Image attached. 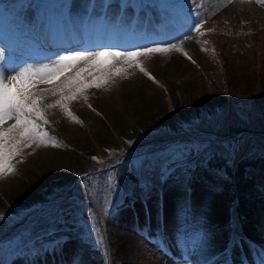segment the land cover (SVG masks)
Wrapping results in <instances>:
<instances>
[{"label":"rangeland","instance_id":"374dc122","mask_svg":"<svg viewBox=\"0 0 264 264\" xmlns=\"http://www.w3.org/2000/svg\"><path fill=\"white\" fill-rule=\"evenodd\" d=\"M22 1H28L23 6L24 11L19 3L0 0V72H7L6 83L9 85L13 83L12 77L25 66H32L33 70L39 68L35 60H43L47 64L49 56L55 59L75 51L51 47L47 42L50 40L47 39L50 30L41 32L32 26L28 18H23L26 10L32 9L29 6L44 12L49 9L54 13L70 0ZM124 1L129 2L130 11L135 14L131 20L126 17L124 24L129 21V24L138 23L143 27L142 30L132 28L131 33L128 31L126 40L129 48L111 46L122 52L147 46L144 43L149 30L144 26L150 24L149 15H137L140 10L137 4H147L149 0H113L116 8ZM151 2L155 3L159 13L154 14L153 24L158 31L150 32L156 33L157 40H163L159 31L165 32L169 24L172 27L179 25L177 29H183L178 37H189L194 42L200 64L191 69L190 79L186 80L189 81L188 85L183 82L184 79L175 82L178 87L176 84L165 85L162 80L150 79L136 67V72L143 76L147 86L151 85L159 94L161 109L157 118L150 112L146 115V122L137 124V119L130 118V111L125 116L130 118L127 123L131 128L129 132L121 134L119 127L111 120H97L91 110H88L90 118L85 116L88 118L80 120L81 116L77 115L80 105L86 107L84 103L87 101L83 98L96 106L105 98L100 94L113 85L107 72L97 69L91 74L85 73V81H91L94 76H103L106 82L101 83L100 87L84 89L75 100L65 101L79 122L71 119L56 104L61 99L57 88L68 76L75 75V69L74 73L66 72L54 84L35 83L30 90L41 97L37 107L48 121L46 124L39 120L37 122L41 125L39 130L47 135L43 141L24 138L18 154L10 160L14 171L0 175V187L1 180L9 178L19 191L13 198L0 197V264H51L58 258L61 260L56 264H84L86 259L93 264H168L175 260H181L184 264H264V248L258 245L261 243L249 239L239 224L236 225L239 240L233 242L236 207L240 203L249 206L259 200L263 201L264 209V146L262 141L255 140L257 133L242 130L246 124L241 116L244 108L240 102L250 76L254 81L251 102L258 104L264 97V31L256 36L255 32L244 30L241 35L234 34L229 37L230 41L225 42L220 35L223 34V22L217 25L213 20L207 24L208 18L198 5L193 9V6L181 7L179 0ZM262 7L264 9V5ZM119 20L118 16L115 26H118ZM72 27L69 31L75 34L77 27ZM91 28L88 27L87 34L89 40L94 41L96 36L90 32ZM134 35L141 37L136 38L139 41L134 40ZM160 43L163 45L159 46L163 47L166 44ZM102 48L104 46H93L89 51ZM147 55L142 54V57ZM76 87L73 84L71 91H75ZM63 94H70V90L65 89ZM218 115L224 128L232 124L242 131L238 136L221 139L222 146L196 137H180L168 144H161L158 149L150 145L138 147L139 143L158 132L183 135L197 121ZM33 119L37 118L33 116ZM66 119H71L67 120L70 127H67ZM15 122V116L5 118L4 123L0 124V131H6ZM105 135L108 136L107 140L104 139ZM211 135L216 137L214 133ZM15 138L21 139L18 132ZM38 148V153L44 156L39 161L36 160ZM117 155H121L117 162L106 165V161ZM61 156L68 164L65 171L59 169L61 158L58 157ZM201 180L210 185L206 184L205 190L193 193L188 202L184 200L186 207L172 210V226L164 221L160 227L155 225V221L161 219L159 206L165 210L166 203L171 202L165 198L176 195L173 204L176 205L180 200L177 195L180 193L184 198L188 183L192 186ZM33 192L36 197L28 198ZM131 197L134 206L129 205ZM123 207H126L125 216L120 215ZM207 207L212 211L223 209L229 225L224 229L216 220L210 221L211 218L205 213ZM182 209L187 210V218H178ZM39 212L45 218L36 221ZM16 222L23 223L17 225ZM26 222L34 226L43 223L46 232L36 238L33 236L28 243L22 240L18 242L16 233ZM121 222L124 225L119 224ZM52 227L56 228L57 235L72 237L62 250L57 248L55 253L47 240ZM116 229H139L140 240L147 246H139L132 255H120L113 240ZM8 231L14 234L9 235ZM234 249L235 255L232 254ZM226 250L228 253L225 256L223 252ZM88 252L90 258L86 256ZM228 257L231 260L228 261Z\"/></svg>","mask_w":264,"mask_h":264},{"label":"bare ground","instance_id":"6f19581e","mask_svg":"<svg viewBox=\"0 0 264 264\" xmlns=\"http://www.w3.org/2000/svg\"><path fill=\"white\" fill-rule=\"evenodd\" d=\"M11 1L13 2V4L19 3V6H21L20 8L22 10L25 9L23 6L27 5L28 2L25 1L24 3L22 0ZM149 1H147V4H137L140 10H138L137 7L135 8L136 12L137 10L139 11V14H137L138 16L143 13L145 14V17L146 15L147 17L149 15L150 24L147 23L144 26L145 28H147V30H149L147 31V41L144 44L147 46H159L163 45L160 43V41H162L164 44L166 43L164 47H169L170 45H173V47H169V50L166 52L147 53L148 55L144 58L141 55L137 58L138 62L142 67H144L147 72L151 73L154 76L155 80H162L165 85L169 86L176 84L175 82L177 80L180 81V79H184L185 81L183 82L187 84L189 81L186 80L190 79L191 69L196 68V66L200 64V57L196 52L195 45L193 44L194 42H192L191 38L189 37H178L183 29H177L179 25H174V27H172L169 24L168 26L170 27H167V30L165 32L162 33V31H159V33L161 32V37L163 38V40H157V37L155 35L156 33H150L155 31V29H158L153 25L155 23L154 14L158 13V11L155 3L151 2H157V0ZM179 2H181V7L185 6V8H187L188 6H193L194 9V6L198 5L200 8L199 10H203L205 17L208 18L207 24H210L213 20H216L217 25L218 23L223 22V34L220 33V35L221 37L223 36L221 40H224L225 42L230 41L229 37L233 36L234 34H236V36L241 35L244 30H248L249 33L255 32L256 36H260L258 34L264 31V9H262L264 0H179ZM115 5L116 3H114L113 0H70L69 3L67 2L62 5L63 8L54 13L49 9L44 12L39 8L35 9V7L33 8V6L28 5L32 9L26 10L23 18L25 20L26 18H28L29 22L33 24L32 26L37 28L41 32H44L45 29L50 30L48 31L49 36L47 37V39L50 40H47V42L49 41L51 47L69 51L74 49L75 51L88 52H90L89 50H91L93 46H112L118 49H123L129 46L126 40V37L129 36L128 31L130 30L131 33L132 28H134L135 30L141 28L142 30L143 26L138 23H136L135 25L129 24V21H125L124 24L123 20L126 17H130L131 20L132 15H135L130 11L131 8L129 2L124 1L120 5H118L117 8L115 7ZM130 14L131 16H129ZM118 16L120 20L118 26H115L114 22L118 19ZM104 22L107 23L103 24ZM72 26L77 27V34L70 33L69 30L70 28H73ZM89 26L92 27L90 29V32L94 34V36H96L94 41L92 39L89 40V36L87 34ZM139 35H134V40L139 41L136 39L141 38ZM101 37H103V40ZM53 57L54 56H49L47 58V64H45L43 60H35L34 63L36 65H39V67H43L45 65L50 66L58 59V57L52 59ZM83 65L84 62L81 61L78 63L77 67H83ZM116 66L121 69L119 73H116L114 69L102 70V72H107L110 75L113 85L109 90H105L104 93H99L101 96L105 97L103 98V100H101L102 102H100V105H92V103L87 98H83L85 101H87L86 103L83 102L86 107L84 108L83 104L80 105V107H78L79 112H77V115L81 116L79 118L80 120L86 118L85 116H88L90 118L91 115L88 110H91L94 114H96L98 118L97 120L104 122H106V120L104 119L111 120L112 123L119 127L118 130L122 134V132H129V128H131V126H129L127 122L131 117H134L138 120L136 121V124L143 123L146 122V115L150 112H152L150 113L151 115H154L156 116L155 118H157V116H159L161 107L158 100L159 94H157L155 88H152L151 85H149L150 87L147 86L148 83L144 80L143 76L136 72L137 70L134 62L132 66H129V63L122 59L117 62ZM73 70L74 69L68 71L67 73H74L76 69L74 70V72ZM178 86L176 84V87ZM91 101L99 103L95 99H91ZM76 103L78 102L76 101ZM130 111L132 116H130V118H126L125 115ZM67 120L71 119L65 120L68 123L67 127H70V121L68 122ZM107 138L108 136L105 135L104 139L107 140ZM38 150L39 148L36 152V154L38 155V157L36 158L37 161L44 159V156L41 153L39 154ZM58 158H61L59 169L63 171L66 168L65 166H68V164L66 163V159H64L62 156ZM206 184L210 185V183L204 182L203 180H201L200 183H194L192 186H190V183H188V188H186L187 191H185V195H183L184 198L180 196V193L179 195H177L180 200L176 205H173L176 195L172 194L171 198H165V200H170L171 202H167L166 206L164 205L166 207L165 210H163L164 208H162V206H159V208L161 209L159 210V212H161L159 213L161 219H157V221H155V225L160 227L164 222H166V225L171 224L172 226L174 224V212L172 210L176 207H186L187 204L184 200H187L188 202V199L194 196L193 193H198V191L205 190L204 186ZM0 192V197L6 196V198H13L17 193H19L18 188L10 183L9 178L1 180ZM27 197L30 199L33 197L35 198L36 193L33 192L30 196ZM161 197L164 196L161 195ZM262 202L263 201L256 200L249 204V206H247V203L245 205L244 203H240L239 206L236 207L237 210L235 216H233V219H239L240 222L238 224L243 227L242 229H244L249 239L257 243H261L258 245L264 248V209L262 207ZM134 204L135 203L133 202V199L131 197L129 199V205L134 206ZM125 208L126 207H123V209L121 210V216H125L123 214L126 210ZM221 208H217L212 211L210 207H207V209H205V213L207 214V216H209V218H211L210 221L216 220V222H218L220 226L225 229V227L229 225V222L226 216H224L223 209ZM186 211L187 210L182 209V212L180 211V215L178 214V218L186 217ZM143 219H147V217H144ZM119 224L124 225L122 222ZM140 233L141 232L139 229L131 231H129L128 229L123 231H119L118 229H116L113 240L116 241L115 244L117 247L115 248L117 253H120V255L124 256L128 255L129 253L131 254L133 251L137 250L139 246L142 247L144 244L140 240ZM146 248L147 247H145V250ZM227 253V250L226 252H223L225 256L227 255ZM87 254L88 255L86 256L90 258L91 255L89 254V252ZM232 254H236L235 249L232 251ZM58 259L59 260H55L51 264H56L55 262H59L61 260L60 258ZM229 260L231 259H229L228 257V261ZM85 261L86 262H84V264H93V262L89 261V259H86ZM168 264L184 263H182L181 260H175L174 262L172 261Z\"/></svg>","mask_w":264,"mask_h":264},{"label":"snow or ice","instance_id":"6c2138e0","mask_svg":"<svg viewBox=\"0 0 264 264\" xmlns=\"http://www.w3.org/2000/svg\"><path fill=\"white\" fill-rule=\"evenodd\" d=\"M169 47H173L170 45ZM169 47L161 46H137L134 50L119 51L111 47H104L95 52L88 51H74L70 54L58 57L50 66L33 70L32 66H25L19 70V74L12 77L13 83L9 85L6 83L7 72H0V124H3L5 118L15 116L16 122L11 125L6 131H0V175L8 174L14 171L10 160L13 156L18 154L19 146L24 138H36L41 141L44 140L47 133L40 131L41 125L37 122H48L43 112L37 107L41 97H38L30 89L34 87L35 83L54 84L59 81L66 72L76 69L74 76H68L61 87L57 88V92L61 94V99L56 101V104L63 108L66 114L78 121V118L68 109L65 101L77 99V94L83 92L84 89L90 87H100L101 83L106 82L103 76H94L91 81L84 80V74H91L94 70L114 69L116 73L121 70L116 66L120 60H125L129 66L135 63L141 72L149 76L150 79L154 77L148 73L144 67L138 62V57L145 53L152 52H166ZM180 50V49H177ZM83 61V67H77L78 63ZM73 84L77 85L75 91H71ZM65 89L70 90V94L64 95ZM35 116L37 119H33ZM18 132L21 137L20 140L15 138V133ZM27 146V145H25ZM95 159V157H93ZM238 220L233 221V242L239 240L236 225ZM55 237V238H53ZM70 235H57L55 227L49 229L47 236L48 243L52 246L53 253L56 249H63V246L71 240Z\"/></svg>","mask_w":264,"mask_h":264},{"label":"trees","instance_id":"16d2710c","mask_svg":"<svg viewBox=\"0 0 264 264\" xmlns=\"http://www.w3.org/2000/svg\"><path fill=\"white\" fill-rule=\"evenodd\" d=\"M253 83H254L253 77L250 76V82L245 83L246 90L243 91L244 93L242 94V97H240V102L242 103L241 106L244 108L241 116L244 118L245 120L244 123L246 124V126L242 130L249 131L251 133L253 132L255 134L257 133L255 136V140L262 141L264 146V97H261L259 101L260 103L258 104H253V102H251L252 100L251 88L253 87ZM220 117L218 115V116H210L203 118L199 120V122L197 121L192 126H190L187 130V133H184L183 135H179V136H177L176 134L170 135L167 134V132H158L152 138L146 139L142 143H139L138 147H142L144 145L146 146L150 145L158 149V147H160L161 144H166V143L168 144L169 142L176 141L180 137L189 138V139L196 137V139L199 140L201 139L203 141H207V140H209L210 142L212 141L213 145L215 146H222L221 139L238 136L239 133H241L242 131H240V129L236 128L232 124L227 125L224 128V126H222L224 124L219 122V120L221 119ZM221 126L222 128L218 129V127ZM213 133L216 135V137H213L211 135ZM120 158L121 155H117V157H115L114 159L110 158L108 161H106L107 162L106 165L111 164L113 162H117V160H119ZM37 217L38 218L36 219V221H40V219L45 218L42 212H39ZM17 223L18 222H16V224ZM22 223L23 222L21 223L19 222L18 224H22ZM19 229H20L19 232L16 233V237L18 236L17 239H19L18 242H21V240L27 242L31 240L33 236L36 238L44 231L46 232L47 228L43 223H38L34 226V224H30V222L28 224L26 222L21 227H19ZM8 234L9 235L14 234V232L8 231Z\"/></svg>","mask_w":264,"mask_h":264}]
</instances>
